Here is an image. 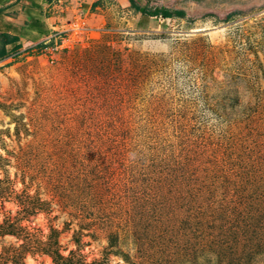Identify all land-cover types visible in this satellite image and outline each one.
<instances>
[{
  "label": "rangeland",
  "instance_id": "rangeland-1",
  "mask_svg": "<svg viewBox=\"0 0 264 264\" xmlns=\"http://www.w3.org/2000/svg\"><path fill=\"white\" fill-rule=\"evenodd\" d=\"M134 1L0 61V264H264V0Z\"/></svg>",
  "mask_w": 264,
  "mask_h": 264
},
{
  "label": "crops",
  "instance_id": "crops-1",
  "mask_svg": "<svg viewBox=\"0 0 264 264\" xmlns=\"http://www.w3.org/2000/svg\"><path fill=\"white\" fill-rule=\"evenodd\" d=\"M99 0H0V48L2 35L18 38L16 43L5 45L8 55L0 61L20 56L24 51L36 50L47 40L53 30L60 29L62 22L70 21L79 11H91ZM15 44L21 49L12 54Z\"/></svg>",
  "mask_w": 264,
  "mask_h": 264
},
{
  "label": "trees",
  "instance_id": "trees-1",
  "mask_svg": "<svg viewBox=\"0 0 264 264\" xmlns=\"http://www.w3.org/2000/svg\"><path fill=\"white\" fill-rule=\"evenodd\" d=\"M131 6L135 9L136 12H139L142 16H158L161 15L163 18H184L186 16V12L183 9H171L167 8L160 3H156L154 5L150 3H146L141 5L136 3L134 0H130ZM234 13V12H233ZM233 13H229L226 18H229L233 15ZM18 38L16 36H10L8 34L2 35V47L0 48V57H4L8 55V50H6L5 45L7 43H16ZM44 45H37L36 50H42ZM21 49L20 44H15L12 48V54L17 53ZM57 260V264H62L61 261L70 262L67 260L68 258L62 256L60 253L56 252L54 255Z\"/></svg>",
  "mask_w": 264,
  "mask_h": 264
},
{
  "label": "built area",
  "instance_id": "built-area-1",
  "mask_svg": "<svg viewBox=\"0 0 264 264\" xmlns=\"http://www.w3.org/2000/svg\"><path fill=\"white\" fill-rule=\"evenodd\" d=\"M71 25L69 28L56 30L54 29L50 37L42 42L44 46L42 50H47L48 52H54L59 50L60 48H66V42L70 38L71 32L75 30H80L83 28L81 27L80 23H76L75 21H68ZM71 31V32H70ZM70 34V35H69Z\"/></svg>",
  "mask_w": 264,
  "mask_h": 264
}]
</instances>
